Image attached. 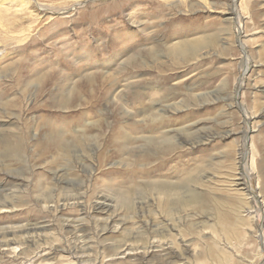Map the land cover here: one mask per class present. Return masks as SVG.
Masks as SVG:
<instances>
[{
    "label": "rangeland",
    "instance_id": "1",
    "mask_svg": "<svg viewBox=\"0 0 264 264\" xmlns=\"http://www.w3.org/2000/svg\"><path fill=\"white\" fill-rule=\"evenodd\" d=\"M0 264H264V0L0 2Z\"/></svg>",
    "mask_w": 264,
    "mask_h": 264
},
{
    "label": "bare ground",
    "instance_id": "2",
    "mask_svg": "<svg viewBox=\"0 0 264 264\" xmlns=\"http://www.w3.org/2000/svg\"><path fill=\"white\" fill-rule=\"evenodd\" d=\"M5 1L6 0H0V2H3V4L5 3ZM2 4V3H1ZM12 150V146L11 147H9V144L7 145V147H6V151L7 152H10ZM106 172V171H105ZM108 195V194H107ZM99 201V200H98ZM108 200L107 199H105V200H103L102 202H98V203H96L95 204V208L96 209H103V208H106V207H109L110 205L108 204ZM104 210V209H103ZM11 240V239H10Z\"/></svg>",
    "mask_w": 264,
    "mask_h": 264
}]
</instances>
